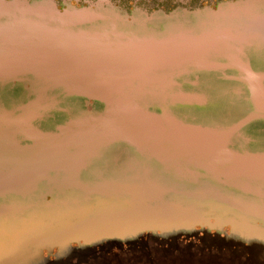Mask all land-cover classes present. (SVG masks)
I'll return each instance as SVG.
<instances>
[{
  "label": "water",
  "instance_id": "1",
  "mask_svg": "<svg viewBox=\"0 0 264 264\" xmlns=\"http://www.w3.org/2000/svg\"><path fill=\"white\" fill-rule=\"evenodd\" d=\"M39 98L56 99L12 151L6 134ZM35 238L37 264L148 244L192 264H264V0H0V241L25 251Z\"/></svg>",
  "mask_w": 264,
  "mask_h": 264
},
{
  "label": "flooded vegetation",
  "instance_id": "2",
  "mask_svg": "<svg viewBox=\"0 0 264 264\" xmlns=\"http://www.w3.org/2000/svg\"><path fill=\"white\" fill-rule=\"evenodd\" d=\"M53 3L56 4V6L60 9L68 6V5H72V6H77V7H83V6H105V7H114L117 9H125L127 8V10H129V12H131L132 10H155V9H161V8H173L175 6H180V5H193L196 7H205V6H210V7H216L218 4L222 3V2H226V1H233V0H50ZM125 8H122L123 6H125ZM91 102L93 101H87L86 99L82 98V97H76V96H70L67 97L65 100H63L61 103L69 108L75 109L77 111L79 110H83V109H100V105L97 102H93L94 105H91ZM57 121H64L65 119H67V115L64 112H58L56 115ZM11 199L14 200H18L20 199L19 197H10ZM41 215V212H40ZM16 228L18 230H15V232H25V229H22L23 227V222L22 221H16ZM6 227L8 229V231L10 230V221L6 222ZM13 232V233H15ZM12 233V232H11ZM26 237H22L21 239H25ZM36 241L31 240L32 242H34L35 244H31L29 246L30 250L32 251L33 249H36V257L30 255V257H28V263L29 262H35L37 264V262L39 261V259H41L42 257V252H40L42 249H38L39 246V241L37 240V238H35ZM22 241V240H21ZM27 242V241H26ZM24 242V244L26 243ZM23 247L22 244H17L12 243L10 245V243H6L4 241H0V257H6L5 255H10L11 253H13V255L17 254L18 250H21V248ZM6 248V250H5ZM23 249V248H22ZM119 249V248H118ZM39 250V251H38ZM120 250V249H119ZM44 255L52 260L55 258L54 253L56 252V248H54V251L49 254L48 250L44 249ZM121 251V250H120ZM7 256V257H8ZM22 262H26V258L22 257ZM74 263V262H73ZM73 263H68V264H73ZM23 264V263H22Z\"/></svg>",
  "mask_w": 264,
  "mask_h": 264
},
{
  "label": "rangeland",
  "instance_id": "3",
  "mask_svg": "<svg viewBox=\"0 0 264 264\" xmlns=\"http://www.w3.org/2000/svg\"><path fill=\"white\" fill-rule=\"evenodd\" d=\"M123 6L122 8H125ZM196 7V6H195ZM124 12H129L127 8L122 9ZM6 98V95H5ZM56 99V98H55ZM54 98H52L48 108H50L54 104ZM47 109L45 112H41V114H46ZM28 130V129H26ZM262 132V131H261ZM27 133H30L28 131L24 133H20L19 136L25 135ZM135 197V196H134ZM98 205L94 203V206ZM92 206V204H91ZM109 207L110 205L102 204L99 205L95 211L98 213H101L103 211V215H108L109 213ZM136 208V209H135ZM87 210V208H84ZM131 212L138 211V208L135 205V200L133 201V204L131 206ZM133 213V214H134ZM111 246L105 245L101 250L98 251V256L94 259L88 260L87 263L83 264H192V261H195V259H191L189 256H186L185 254L181 252H165L159 249H156L152 244H148L145 250H134V251H120L117 247L110 248ZM22 254L30 257V255L36 257V251L33 249L32 251L27 247L25 251H17V255H13L11 253L9 256L5 255L6 257H0V264H22ZM8 256V257H7ZM197 259H200V257H196ZM187 259V260H184ZM200 263L198 264H204L206 260L200 259ZM187 263H186V262ZM212 264H231L228 258L226 256L221 259L220 261H217Z\"/></svg>",
  "mask_w": 264,
  "mask_h": 264
},
{
  "label": "bare ground",
  "instance_id": "4",
  "mask_svg": "<svg viewBox=\"0 0 264 264\" xmlns=\"http://www.w3.org/2000/svg\"><path fill=\"white\" fill-rule=\"evenodd\" d=\"M51 100L52 98L51 99L39 98L38 100L31 103V105L24 108L26 111H22L20 119L13 123L15 127H17V123H19L20 126L17 127L16 129L15 128L10 129L6 134V139H7L6 142L8 143V146L12 151H14L13 149L15 148V146L13 145L15 139L19 137L20 133H24L28 131L26 129H28V123L31 121V117L32 116L43 117L44 114H41V112L43 111L45 112V110L48 109Z\"/></svg>",
  "mask_w": 264,
  "mask_h": 264
}]
</instances>
